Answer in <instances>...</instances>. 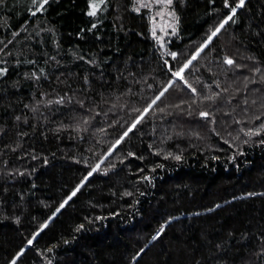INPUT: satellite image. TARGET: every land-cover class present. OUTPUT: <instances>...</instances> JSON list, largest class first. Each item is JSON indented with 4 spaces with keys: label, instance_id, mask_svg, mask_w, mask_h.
I'll return each mask as SVG.
<instances>
[{
    "label": "trees",
    "instance_id": "obj_1",
    "mask_svg": "<svg viewBox=\"0 0 264 264\" xmlns=\"http://www.w3.org/2000/svg\"><path fill=\"white\" fill-rule=\"evenodd\" d=\"M133 4L105 0L96 16L87 14L88 0H50L36 16L28 12L31 0L0 4V67L8 69L0 77V264H8L21 247L25 252L17 264H264V145L258 143L264 134L243 143L249 138L241 128L260 121L245 119L235 104L218 102L209 109L214 123L188 116L193 99L204 108L209 102L174 81L133 132L103 156L134 119L133 109H142L172 78L164 60L177 67L227 11L223 0H173L178 31L160 49L147 12H136ZM235 19L185 70L200 93L209 92L205 84L218 90L214 79L235 78L221 66L224 53L264 68V0H246ZM93 23L97 27L89 31ZM167 50L181 55L162 56ZM39 68L45 69L39 80L25 79L24 72ZM57 94L85 99V107H24ZM101 96L107 103H100ZM93 104L100 114L76 129ZM252 112L259 114L253 107L247 115ZM168 152L182 160L165 158ZM98 160L97 172L28 245ZM80 224L84 228L76 231ZM161 224L164 233L152 240Z\"/></svg>",
    "mask_w": 264,
    "mask_h": 264
},
{
    "label": "snow or ice",
    "instance_id": "obj_2",
    "mask_svg": "<svg viewBox=\"0 0 264 264\" xmlns=\"http://www.w3.org/2000/svg\"><path fill=\"white\" fill-rule=\"evenodd\" d=\"M50 0H31L32 7L28 8V12L36 16L38 13H43L46 10V5H48ZM4 0H0V4H3ZM152 3H163L165 6H171L173 5V0H150V3H144L143 0H140L141 7H151ZM105 4V0H88V6L89 16H96L97 10L101 9V6ZM246 0H223V7L226 11V13L223 14L222 18L219 19V21L213 25L210 26L208 33L206 34L205 38L202 40L201 43L197 47H195L194 51H191L188 56L178 64L177 67L173 68L171 65H169L168 60H164V64L168 65V71L171 73V79L167 81L165 85H163L155 94L150 101L142 108V109H133L134 112H136V115L134 119L131 120V122L127 125H125L124 130L119 134V136L115 139L114 143L111 144V146L107 149V152L103 153V156H107L110 153H113V150L117 148L118 145L122 143V141L125 140L126 137L129 136L131 132L137 127L139 123L142 122L147 116V114L152 110L155 106H157L158 101H162V98L165 96V93L169 90V88L173 85L174 81H180L183 82V84L191 90L194 97H198L200 101H206L208 103V107L204 108L201 107L196 99H193L192 103L188 105L189 111L186 113L188 116H192L194 113L197 114L201 118H209L212 119L209 121L210 123H214L215 117L213 116L212 111L209 109L213 108L215 105H217L218 102H222L224 104H235L237 108H240L241 112L246 114L245 119L250 120H256L260 121V123L257 125H252L250 127H247L246 130L244 128H241V131L244 132V135L248 137L249 139L243 140L244 144H248L250 142V138L253 136H261V134H264V68L260 66H249L240 62H237L236 58L232 55H229L227 53H224L222 57L220 58L222 61L221 66L225 68L227 71L228 69L233 70V75L235 76L234 79L226 77L225 81L221 82L218 79H214L212 83L216 85V89L218 90H211V86L208 84H205L204 87L209 89V92L207 94H203L198 92L197 87H195L185 76V70L189 69L190 66H193V62L197 61L198 58L201 56V54L206 51L208 47L211 46V44L214 42V38H216L222 30L225 29L226 25L236 22V15L238 12V9H241L245 7ZM141 7L136 6V4H133V9L136 12H140ZM159 15H163V12L158 13ZM169 16L172 17V22L165 27H171L172 33H176L178 31V24H179V16L174 10L169 11ZM98 23V21H97ZM97 23H93L91 25V28L88 29L91 31L92 29H95L97 27ZM165 27H161L160 31L163 33L165 31ZM83 31V29L81 30ZM153 38L156 40V42L159 44L161 48L165 47L164 39L162 35H157L156 32V24L155 20H152V30H151ZM15 35V33H13ZM162 56L167 55L172 57L174 60L178 59L180 57V53L177 51H171L167 50L163 53H161ZM80 59H84L83 57H79ZM215 59V58H214ZM243 59V58H242ZM247 59L249 60H255L256 58L254 56H248ZM89 64H96V61L94 59H89L87 61ZM19 63V61H17ZM29 63H33L32 61H29ZM238 69H247L248 74L242 75L241 73L235 72V70ZM8 69L4 67H0V77L6 75ZM209 71L211 72L212 69L209 68ZM45 74L44 68H39L38 71L33 70L32 72H24L25 79H35L39 80L40 75ZM85 80L87 81V77H85ZM197 82L199 83V77H197ZM252 86L251 88L249 86ZM148 87H152V85H149ZM253 94L254 98L250 99V95ZM48 94L45 92H41V97H46ZM57 94L56 99L53 100L51 98L42 100L37 99L35 100V103L32 105H24L25 108L31 107V110L33 112L39 111L40 105H65L67 103H76L80 106L81 109L85 107L86 100L85 99H79V100H73L72 96H67ZM238 102V103H237ZM100 103H107L103 99V96H101ZM181 104L186 103L185 101L181 100ZM243 105V107H241ZM255 107L259 110V114H256V112H252L250 116L247 114L250 113L251 109ZM160 112H164V108L158 109ZM235 109H233L234 111ZM88 114H82L79 122H75V128L79 129L81 124L87 125L89 121L92 119L93 115H99V111L96 110V104H93L91 108L87 109ZM229 113H225V115H228ZM21 117L17 116L16 120H20ZM25 120L27 118L25 117ZM237 124L241 123V120L236 119L234 121ZM61 127H70V125H61ZM2 131V129H0ZM215 131V129H213ZM194 135L199 136V133H193ZM219 134V133H217ZM20 135H26V133H21ZM225 143H230V141H225ZM258 143L261 145H264V138H261L258 140ZM151 147V145H150ZM156 151V150H154ZM157 154L159 152L157 151ZM129 157L136 156V153L129 151L127 153ZM173 158L177 161L182 160V155L180 154H173L171 152H168L165 156V158ZM216 157H213L215 159ZM32 159H37L36 156H33ZM102 159V158H101ZM138 159L143 160L144 157L140 156ZM229 159H234V157H229ZM44 163L47 164L48 160L45 158ZM84 163H87L85 160ZM121 163H123V160H121ZM157 167H164L163 164L156 165ZM109 167H114V165H110ZM90 170L87 171L86 175L80 180V182L72 189L71 193L60 203L59 207L56 208L54 212H52L51 216L48 217L47 220L44 221L43 224L40 225V229H37L36 232H33L32 238H29L27 240L28 245H32L34 242V238L38 235L39 231L43 228H45L48 224V221H50L53 217L57 215V213L60 212L62 208L65 207V205L68 203L69 200L74 197L77 192L81 189L82 186L85 185V182L89 180L90 177L93 176L94 173L97 172V170L100 168V160L97 161L95 165L89 166ZM107 171V169H105ZM139 171L143 172V169H139ZM141 179L144 180H150V177L147 175L141 176ZM125 195H131V193L125 192ZM248 195H256V193H249ZM235 199V197H233ZM216 207H219V205H216ZM111 215H116V213H111ZM18 219V218H17ZM96 219H103V217H96ZM173 217H169L168 220H172ZM168 221H165L167 223ZM84 228L83 224H80L77 226L76 231H79ZM165 231L164 224H161L159 229L155 232L154 235H152L151 239L156 240L159 238ZM262 240H264V237H262ZM65 244L68 243L67 240L64 241ZM145 247H141L138 251L135 252V254L131 257L132 261H137V258L141 256L142 253L145 251ZM48 251H52L51 248L48 249ZM25 252V248L21 247L19 251L15 253V255L9 260L8 264H17L18 258H20ZM261 252L264 253V248L261 249ZM48 264H52V261L49 260Z\"/></svg>",
    "mask_w": 264,
    "mask_h": 264
},
{
    "label": "rangeland",
    "instance_id": "obj_3",
    "mask_svg": "<svg viewBox=\"0 0 264 264\" xmlns=\"http://www.w3.org/2000/svg\"><path fill=\"white\" fill-rule=\"evenodd\" d=\"M134 2L136 4V6L141 7L140 0H134ZM143 2L144 3H150V0H143ZM141 10L146 11L148 16H149V23H150L149 24V32H150L151 37L153 38L151 30H152V20L154 19L155 24H156L157 35L163 36L164 43L166 46V44L169 43L172 40V38L177 34V32L172 33L171 27H165L166 25H168L172 22V17L168 15L169 11L173 10L172 5L171 6H165L163 3H159V4L152 3L151 7H147V8L141 7ZM161 12H163V15L158 14ZM161 27H165V31L163 33H161V31H160ZM155 42H156V40H155ZM156 44L160 49H165V47L161 48L157 42H156ZM161 51H163V50H161Z\"/></svg>",
    "mask_w": 264,
    "mask_h": 264
}]
</instances>
